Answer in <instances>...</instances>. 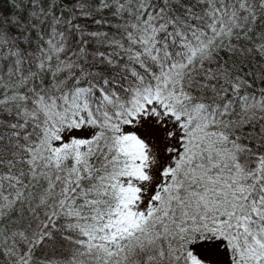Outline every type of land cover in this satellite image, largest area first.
I'll list each match as a JSON object with an SVG mask.
<instances>
[{"label": "snow or ice", "instance_id": "snow-or-ice-1", "mask_svg": "<svg viewBox=\"0 0 264 264\" xmlns=\"http://www.w3.org/2000/svg\"><path fill=\"white\" fill-rule=\"evenodd\" d=\"M0 264H264V0H0Z\"/></svg>", "mask_w": 264, "mask_h": 264}]
</instances>
